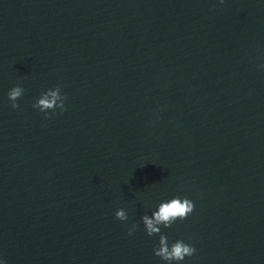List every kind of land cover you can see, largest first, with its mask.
Masks as SVG:
<instances>
[{
  "label": "water",
  "instance_id": "water-1",
  "mask_svg": "<svg viewBox=\"0 0 264 264\" xmlns=\"http://www.w3.org/2000/svg\"><path fill=\"white\" fill-rule=\"evenodd\" d=\"M262 65L264 0H0V264H167L177 195L172 264H264Z\"/></svg>",
  "mask_w": 264,
  "mask_h": 264
},
{
  "label": "clouds",
  "instance_id": "clouds-1",
  "mask_svg": "<svg viewBox=\"0 0 264 264\" xmlns=\"http://www.w3.org/2000/svg\"><path fill=\"white\" fill-rule=\"evenodd\" d=\"M220 3H224V0H220ZM24 91L25 89L21 85H15L9 90L8 99L11 101L12 108L19 107L17 100L23 95ZM66 99L67 94H62L61 86L57 85L55 88H49L42 92L33 104V107L39 109L47 118L48 110H52L53 114H55L56 109H59L62 114L66 110ZM193 210L194 203L191 199L177 195L169 200L162 201L150 216L147 214L142 216V222L149 236L160 233L159 246L154 247L153 251L156 256L166 261L167 264H172V261H183L186 256H193L196 249L193 245L183 240H176L169 246L168 238L165 234L161 233L160 226L163 225L165 228L171 227L177 219H186ZM115 216L121 221L128 220V214L124 208L117 209ZM137 227L138 225L133 222L131 227L128 228V234L132 235Z\"/></svg>",
  "mask_w": 264,
  "mask_h": 264
}]
</instances>
